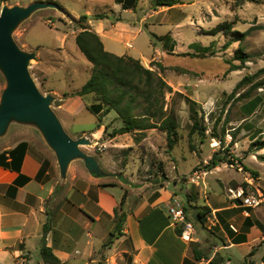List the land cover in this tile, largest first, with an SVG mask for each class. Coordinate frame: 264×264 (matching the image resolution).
Wrapping results in <instances>:
<instances>
[{"label": "crops", "instance_id": "1", "mask_svg": "<svg viewBox=\"0 0 264 264\" xmlns=\"http://www.w3.org/2000/svg\"><path fill=\"white\" fill-rule=\"evenodd\" d=\"M137 1L113 0L112 12L103 20L91 15V7L86 10L88 27L99 36L105 51L117 57L138 60L131 50H135L133 43L143 37L142 27L152 16L177 7L159 8L149 19L124 18L122 14H136ZM115 14L119 15L116 20L112 17ZM68 36L58 34L57 49L66 50ZM168 37L164 41L167 53L179 55L174 37ZM167 42L171 43L170 47L165 45ZM144 43L145 40L139 41V47ZM159 55L155 52L148 60L142 56L144 61H138L162 76L157 72V66H161ZM52 70L53 74L63 71L64 78L71 83L79 74L78 69L67 66ZM82 71L86 83L92 64L88 62ZM81 88L69 86L49 91L60 99L54 112L64 130H73L74 138L66 133L74 140L91 136L94 143L117 144L122 136H109L107 140L105 136L119 129L120 121L114 124L113 119H102L99 129L88 130L85 122L77 119L88 112L80 97L71 96ZM237 138L236 135L234 145L237 146L248 143L251 147L254 142ZM22 145L26 148L18 149ZM254 149V152L248 148L238 154L232 152L244 173L227 168L223 160V167L209 169L203 165L172 186L162 185L154 196L135 205L125 184H104L102 179L107 177L91 174L82 160L70 164L62 181L56 156L39 131L31 126L11 125L6 136L0 139V264H45L41 248L46 225V247L61 264H264V204L245 208L241 201L232 200L229 195V190L244 188V184L253 186L254 179L257 187L264 190V161L260 159L264 158V149ZM82 151L88 154L86 149ZM216 153V149L210 151L203 163L209 162ZM201 171H206V175L200 174L197 178L194 174ZM249 174L253 177L251 180L247 178ZM177 184L182 186L185 199L179 198L174 188ZM124 195L128 212L120 235L102 250L115 231V210ZM173 199L188 208L187 217L194 225L190 242L180 238L181 228L171 222L168 206Z\"/></svg>", "mask_w": 264, "mask_h": 264}, {"label": "rangeland", "instance_id": "2", "mask_svg": "<svg viewBox=\"0 0 264 264\" xmlns=\"http://www.w3.org/2000/svg\"><path fill=\"white\" fill-rule=\"evenodd\" d=\"M153 1L138 0V5L135 7L136 14H122V16L135 20L149 19L155 11ZM36 2L54 3L60 10L46 9L35 12L14 31L13 39L21 50L36 53L37 59L32 60L29 66L30 75L43 95L50 94L57 98L52 104V109L56 111L60 99L49 91L68 89L69 86L81 88L87 80L82 70L88 62L73 41L81 31L77 21L81 16L86 15L88 7L92 8L91 15L94 17L108 16L112 12L114 2L113 0H0V13L4 7H27ZM180 3L182 4L171 11L163 10L160 14L152 16L148 24L142 27L143 37L133 43L135 50H131V54L142 61H144L142 56L148 60L155 52L160 54L158 59L161 61V66H157L159 69L157 72L162 74L161 77L173 90L172 93L166 94L164 110L178 123L176 131L179 138L174 149L168 150L167 136L158 129L147 131L144 137L122 136L117 144L100 141L88 148L81 147L99 162L104 176L107 177L102 179V182L125 184L130 191L131 197H129L135 205L154 196L155 191L162 185L172 186L190 176L198 167L204 165V159L213 149L217 150L221 159L219 166L223 167L221 165L223 161L229 165H239L238 158H234L232 152L238 154L247 148L248 151L254 152L256 147L253 145L249 147L248 143L234 145L232 140L236 139V135L242 142L247 140H252L253 143L264 142V86L252 92L249 99L239 101L237 98L252 87L245 85L234 94L235 100H229L238 83L245 77L256 75L264 68V0H181ZM112 17L116 20L119 15L115 14ZM224 23L231 25L232 32L211 35L218 25ZM85 25L88 26V21ZM60 33L68 34L70 37L64 51L57 49ZM244 33H247L246 36L241 38L239 35ZM162 36L174 37L175 50L179 55L167 53L164 41L160 39ZM144 40L145 43L139 47L138 42ZM228 42L230 45L226 46ZM25 44L32 50H27ZM165 45L170 47L171 43L167 42ZM239 49L248 58L245 64H241L235 58V53ZM230 64L241 68L229 73ZM66 66L69 69L79 70L77 77L73 78L74 83L66 81L63 71L52 73L53 68ZM262 79L264 76L256 82ZM5 88L6 81L0 72V99ZM177 93L183 95L185 99ZM187 98L196 103L193 110L186 102ZM87 104L89 107L97 105L93 96H88ZM142 111L143 108L136 114H141ZM195 112L198 113L199 123L207 127V138L204 140L198 135L193 137L189 135L193 125L191 116ZM77 119L85 122L88 130H97L101 126L97 117L90 111ZM103 119H111V121L113 119L114 124L119 121L115 112ZM65 130L74 138L73 130L69 128ZM214 131L219 138L211 137ZM109 135L110 133L105 136L106 140ZM136 137L139 142L136 141ZM88 138L92 139L91 136ZM214 139L217 142L222 140L223 143L219 146L215 144L216 147L213 148ZM206 163L208 168L211 159ZM180 184L174 188L182 200L185 199V194L181 193ZM243 186L249 194L261 193L264 196V190L257 187L255 179L253 186L248 187L247 184ZM109 240L110 237L102 246V250L107 248L105 245Z\"/></svg>", "mask_w": 264, "mask_h": 264}, {"label": "trees", "instance_id": "3", "mask_svg": "<svg viewBox=\"0 0 264 264\" xmlns=\"http://www.w3.org/2000/svg\"><path fill=\"white\" fill-rule=\"evenodd\" d=\"M181 0H154L153 8L158 10L159 8H173L180 5ZM136 5H134L135 8ZM105 15L95 16L96 20L105 19ZM88 21L87 15H83L79 18L78 24L80 26V32L75 37V43L80 52L85 56L87 61L92 64V74L89 80L84 86L71 94L73 97H80L86 102V108L92 114H94L98 122L101 123L102 119L107 117L112 112L117 114L118 120L122 123L119 129H114L110 133L111 138L124 135H139L144 137V134L149 130L158 129L165 133L167 136L168 150H173L177 141V121L164 110V102L167 93H172V88L165 82V80L156 72L145 68L140 61L134 60L129 57H117L107 51H105L103 43L99 36L92 32L90 28L85 25ZM82 24V25H81ZM232 32L230 24L224 23L218 25L211 33V35H217L219 33ZM235 34H239L235 32ZM247 33L240 34L241 38H244ZM163 41L169 40L168 36L160 38ZM240 41V39H237ZM230 45L228 42L226 46ZM235 58L241 64H245L248 58L243 54L241 49L236 51ZM240 66L230 64L228 70L229 73L239 70ZM261 76H264V68L260 70L256 75L251 77H245L235 87L234 92L230 95L229 100H235V93L238 92L245 85H252V87L243 95H240L237 100H247L251 97L252 92L261 89L264 86V79L257 81ZM178 96L185 99L183 95L177 93ZM68 96V95H65ZM88 96H93L95 103L89 107L87 104ZM190 108L193 110L195 104L193 101L186 99ZM143 108L141 114H136L138 110ZM198 113H194L191 116L193 125L190 130V136L198 135L201 139L207 138V127L199 123ZM218 123H216V126ZM216 127H214V130ZM235 135V134H234ZM211 137L219 138L214 131ZM137 138V137H136ZM223 138V137H222ZM220 138V139H222ZM223 140V139H222ZM221 143H223V141ZM139 142V139L136 140ZM234 143V140H232ZM253 147L264 149V142H255ZM260 145V146H259ZM26 145L20 146L18 149H25ZM264 161V158H260ZM221 159L218 153L214 154L209 169L215 168L219 165ZM43 174L39 175L38 179ZM253 176L257 173H252ZM185 213L187 215L188 208L185 207ZM126 197L124 195L120 206L115 210L116 228L114 233L110 234V240L105 245L109 247L113 240L120 235L121 228L124 224L126 215ZM202 221V218L199 216ZM44 232L47 234V225ZM44 233V234H45ZM180 234L181 231L178 230ZM45 234V235H46ZM45 235L42 241L41 256L45 264H61L60 261L53 255L52 250L46 247Z\"/></svg>", "mask_w": 264, "mask_h": 264}, {"label": "water", "instance_id": "4", "mask_svg": "<svg viewBox=\"0 0 264 264\" xmlns=\"http://www.w3.org/2000/svg\"><path fill=\"white\" fill-rule=\"evenodd\" d=\"M46 9L60 10L54 3L36 2L27 7H4L0 13V72L6 81L0 99V139L6 136L11 125L34 127L54 152L62 181L75 160H82L94 176H104L99 162L81 149L93 146L94 142L88 136L72 139L52 109L57 98L43 95L33 81L29 66L37 59L36 53L21 50L13 39L14 31L23 22Z\"/></svg>", "mask_w": 264, "mask_h": 264}, {"label": "built area", "instance_id": "5", "mask_svg": "<svg viewBox=\"0 0 264 264\" xmlns=\"http://www.w3.org/2000/svg\"><path fill=\"white\" fill-rule=\"evenodd\" d=\"M214 143L212 144L213 147L219 146L221 142H217L215 139L213 140ZM217 144L216 146H214ZM208 163L205 162L204 166H207ZM226 164L227 168L237 169L239 172L244 173V170L239 166H235L234 164ZM202 174L203 176L206 175V171L196 172L194 175L198 178L199 175ZM249 180L253 177L251 174L247 176ZM229 195L232 200H239L242 203V206L245 208H257L264 203V196L261 193L257 195L249 194L245 191L244 188H239L237 190H229ZM168 214L170 216L171 222L174 227H180L181 233L180 238L183 241L190 242L192 241V237L194 234V225L188 219L184 206L177 200L173 199L172 202L168 206Z\"/></svg>", "mask_w": 264, "mask_h": 264}, {"label": "bare ground", "instance_id": "6", "mask_svg": "<svg viewBox=\"0 0 264 264\" xmlns=\"http://www.w3.org/2000/svg\"><path fill=\"white\" fill-rule=\"evenodd\" d=\"M217 145V144H216Z\"/></svg>", "mask_w": 264, "mask_h": 264}]
</instances>
